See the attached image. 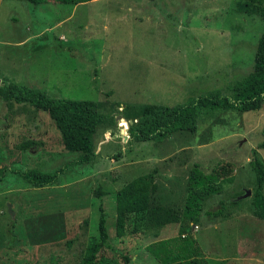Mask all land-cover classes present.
<instances>
[{
    "label": "rangeland",
    "instance_id": "obj_1",
    "mask_svg": "<svg viewBox=\"0 0 264 264\" xmlns=\"http://www.w3.org/2000/svg\"><path fill=\"white\" fill-rule=\"evenodd\" d=\"M243 1L0 0V83L94 100L114 119L98 127L92 162L80 164L47 111L0 99V264H81L87 247L99 241L100 205L110 245L101 255L128 253L130 264H162L145 246L175 236L177 228L171 223L117 236L115 193L150 171L168 187L163 177L170 174L172 187L152 192L151 204L180 217L195 162L204 173L224 166L234 177L203 202L201 212L217 210L224 199L223 214L211 223L203 215L192 228L208 264H264V219L253 214L251 202L253 148L264 161V102L249 111L201 109L194 133L178 131L162 143L127 142L130 121L144 106L182 103L213 89L229 94L228 86L252 70L264 19L238 11ZM62 167L45 187L16 172ZM246 189L251 193L243 197ZM241 237L248 241L241 244Z\"/></svg>",
    "mask_w": 264,
    "mask_h": 264
},
{
    "label": "trees",
    "instance_id": "obj_2",
    "mask_svg": "<svg viewBox=\"0 0 264 264\" xmlns=\"http://www.w3.org/2000/svg\"><path fill=\"white\" fill-rule=\"evenodd\" d=\"M34 5L44 0H29ZM61 3H79L87 0H57ZM238 11L257 12L264 19V0H245L238 2ZM253 68L242 78L228 86L229 94L218 89L188 99L182 103L163 105L149 104L143 107L135 121L128 126V143H162L178 131L194 133L197 130V118L201 109L249 111L261 107L264 102V32L260 35L254 54ZM0 99L27 103L37 109L47 111L61 133L66 150L77 152L76 162L90 163L96 156L94 136L98 127L109 118L100 112L96 101L89 99H69L49 96L46 90L27 85L1 82ZM33 141L26 142V148ZM264 148V141L260 143ZM120 152V151H118ZM116 155V153L114 154ZM252 168L255 173V186L252 189L253 214L264 219V161L256 148L251 151ZM231 169L216 167L204 173L199 164L194 163L187 179V195L180 217L151 204V194L155 193V173L150 171L138 175L127 182L115 193L116 216L115 233L123 236L127 232L143 233L151 228L178 223L177 234L172 237L153 241L145 248L162 264H208L193 234V226H198L203 215L206 222L211 216L223 214L225 200H219L217 210L206 209L203 202L209 194L219 193L224 184L231 183L234 177L228 174ZM65 171L47 172L37 168L16 170L33 187H45L54 184L58 175ZM94 194L100 198L103 191L99 186ZM100 216L97 224L99 241L87 247V253L81 264H130L131 256L121 253L119 259H108L100 254L101 249L110 247L106 228V216L99 206Z\"/></svg>",
    "mask_w": 264,
    "mask_h": 264
},
{
    "label": "crops",
    "instance_id": "obj_3",
    "mask_svg": "<svg viewBox=\"0 0 264 264\" xmlns=\"http://www.w3.org/2000/svg\"><path fill=\"white\" fill-rule=\"evenodd\" d=\"M88 1V0H87ZM84 2H86V1H84ZM79 3H83V2H79ZM76 4H78V3H76ZM106 137V139L108 138V136L106 135L105 136ZM170 174H167V175H165V177H163V178H165V179H168V181H169V183H170V185L168 186V187H172V185H171V181H173L172 179H170V178H167L168 176H169ZM160 179V178H159ZM158 179H156V177H155V180H154V183H155V185H156V187H155V193H158L162 188H168V187H166V186H164L162 183H158ZM158 184H160V185H158ZM238 218H241L240 216H236L234 219L236 220V219H238ZM167 225H171V224H167ZM172 225H175V229L177 228V230H178V223H173ZM165 226V225H164ZM160 227V226H159ZM162 227V226H161ZM250 240V239H249ZM244 241V242H243ZM245 241H248V237H245V238H242L241 237V240H240V243L241 244H244L245 243ZM242 246L240 245V248H241ZM254 254V253H253ZM261 262V261H260ZM261 263H263V262H261Z\"/></svg>",
    "mask_w": 264,
    "mask_h": 264
},
{
    "label": "water",
    "instance_id": "obj_4",
    "mask_svg": "<svg viewBox=\"0 0 264 264\" xmlns=\"http://www.w3.org/2000/svg\"><path fill=\"white\" fill-rule=\"evenodd\" d=\"M117 118H121V117L118 116ZM130 123H132V121H130ZM250 193H251V191H250L249 189H246V190L244 191V196H243V197H246V196L250 195ZM7 210H8V212L10 213V215L13 217L14 212L12 211V209H11V205H10V204H8ZM192 228H194V226H193Z\"/></svg>",
    "mask_w": 264,
    "mask_h": 264
}]
</instances>
